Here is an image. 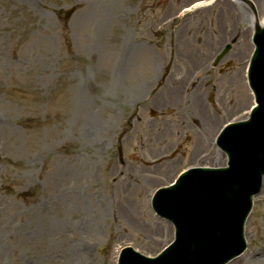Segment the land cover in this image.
<instances>
[{
	"label": "rangeland",
	"instance_id": "1",
	"mask_svg": "<svg viewBox=\"0 0 264 264\" xmlns=\"http://www.w3.org/2000/svg\"><path fill=\"white\" fill-rule=\"evenodd\" d=\"M194 1L0 0V264H117L125 247L154 256L172 240L152 193L196 161L224 166L206 150L252 103L251 13L234 8V34L232 3L219 0L211 36L206 14L183 23L204 9L174 18ZM224 41L232 51L215 65ZM128 204L136 221L123 219ZM245 236L233 264H264L249 260L263 245L264 188Z\"/></svg>",
	"mask_w": 264,
	"mask_h": 264
},
{
	"label": "water",
	"instance_id": "2",
	"mask_svg": "<svg viewBox=\"0 0 264 264\" xmlns=\"http://www.w3.org/2000/svg\"><path fill=\"white\" fill-rule=\"evenodd\" d=\"M261 32H263V28L258 27L257 33H261ZM255 80L258 84H262L264 82V75L263 74L260 75ZM263 111L264 109L260 108L255 113L252 125H248L246 129V133L243 134L246 147L252 146V144L254 145L255 143L258 142L259 147L262 148L261 149L262 154H264V123L261 122ZM258 145L255 144V146H258ZM241 146H243L241 148L245 150L246 147H244V145H241ZM200 172L206 173L208 175L206 176L207 178L206 177L203 178V182H204L203 187H204L205 193L203 192V190H200L199 188L197 189L198 193L201 192V194L199 195L201 204L198 208L205 207L207 211H210V210H213L211 209V205H217L216 202L218 203V200L212 201L214 202L213 204H207L206 206V204H204L206 198L208 199L211 195H216L220 197L223 196L224 200L227 201L229 193H230L229 190L233 188L232 186H234V182L236 180V177H234V175L240 172V166L237 163H233L232 168L229 171V174H225V171H218V172H215L216 174H213L214 172L208 169L201 170ZM165 191H168V190H165ZM237 193L238 192L236 189L234 192V195H236ZM225 206L228 207L229 205L225 203ZM187 214L191 215L189 212ZM239 237L241 238V235ZM151 262H154V261H151Z\"/></svg>",
	"mask_w": 264,
	"mask_h": 264
},
{
	"label": "bare ground",
	"instance_id": "3",
	"mask_svg": "<svg viewBox=\"0 0 264 264\" xmlns=\"http://www.w3.org/2000/svg\"><path fill=\"white\" fill-rule=\"evenodd\" d=\"M257 2H258V4L260 5V7L262 8V10L264 11V0H257ZM208 4V2H205L204 4H203V6H205V5H207ZM199 7H202V5H200V4H198V5H196V6H194L192 9H197V8H199ZM234 10V8H233V6H230V5H228V7L226 8V10H225V15H226V17L230 20V19H232L233 17V14H232V11ZM110 16V15H109ZM234 21L235 22H239L238 21V18H236V16H235V19H234ZM260 22H261V24L264 26V16H262V17H260ZM232 28H234V31H233V33L234 34H237V33H239L240 31H239V26L236 24L234 27L232 26ZM221 39H224V38H221ZM176 91L175 90H173V93H175ZM195 105L198 107V109L200 108V106H201V101H197V102H195ZM217 159V158H216ZM168 166H169V164H168ZM253 175L254 174H251L250 175V177H249V179H251L252 177H253ZM247 183H249V181L247 180ZM124 214H123V219L124 220H126V221H128V222H132V221H136L135 219H134V217H136V210H135V207H133L132 205H127L126 207H124V209H123V211H122ZM151 235V234H150ZM262 247L259 249V250H257L256 251V253H254L252 256H251V258L249 259V260H252V259H258V258H260V259H263L264 260V238H263V240H262ZM86 259H87V257H85ZM201 261H203V260H199V261H195V260H193V259H190V261H189V263L188 264H199V262H201ZM80 264H91L90 263V260L89 259H87L86 261L85 260H82L81 261V263ZM246 264H249V263H246Z\"/></svg>",
	"mask_w": 264,
	"mask_h": 264
}]
</instances>
